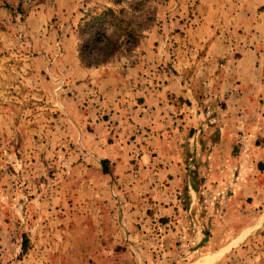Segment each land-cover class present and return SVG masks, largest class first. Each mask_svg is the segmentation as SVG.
Wrapping results in <instances>:
<instances>
[{"label":"crops","instance_id":"crops-1","mask_svg":"<svg viewBox=\"0 0 264 264\" xmlns=\"http://www.w3.org/2000/svg\"><path fill=\"white\" fill-rule=\"evenodd\" d=\"M245 28L186 27L157 85L143 73L150 54L84 66L73 29L54 79L74 95L67 131L87 165L75 256L104 257L95 234L81 235L101 223L98 239L122 243L135 264H245L240 252L264 238V57L260 41L237 37Z\"/></svg>","mask_w":264,"mask_h":264},{"label":"rangeland","instance_id":"rangeland-1","mask_svg":"<svg viewBox=\"0 0 264 264\" xmlns=\"http://www.w3.org/2000/svg\"><path fill=\"white\" fill-rule=\"evenodd\" d=\"M105 6L122 11L123 28L133 29L134 38H124L119 49L88 67L117 59L131 65L150 54L154 62L151 56L146 60L144 76L148 85L162 83L160 75L174 70L173 58L188 38L186 27H246L237 37L252 46L260 41L264 57V0H0V264H135L122 243L98 239L101 223L81 235L95 234L93 246L104 257L74 253L73 217L76 201L88 199L87 165L74 158L67 122L76 113L75 99L65 81L54 79L64 71L56 60L71 52L69 36L86 13ZM135 39L138 44L131 47ZM145 41L147 50L138 47ZM88 166L97 172V163ZM91 177L89 172L90 182ZM112 225L105 223L106 237L112 236ZM253 243L238 258L264 264V238Z\"/></svg>","mask_w":264,"mask_h":264},{"label":"trees","instance_id":"trees-1","mask_svg":"<svg viewBox=\"0 0 264 264\" xmlns=\"http://www.w3.org/2000/svg\"><path fill=\"white\" fill-rule=\"evenodd\" d=\"M121 12H117L112 6H105L100 11L86 13L82 18L77 27V37L79 58L84 66L101 63L100 61L119 49L124 38H134L133 29L128 31L123 28L127 26H124L126 20ZM134 41L131 47L138 44L137 39ZM95 56L100 57L93 60ZM28 240V236L24 234L23 252L28 250Z\"/></svg>","mask_w":264,"mask_h":264}]
</instances>
